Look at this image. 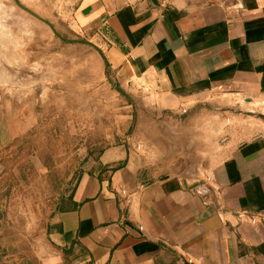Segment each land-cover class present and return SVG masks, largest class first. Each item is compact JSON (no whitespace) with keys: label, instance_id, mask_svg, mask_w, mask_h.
<instances>
[{"label":"crops","instance_id":"1","mask_svg":"<svg viewBox=\"0 0 264 264\" xmlns=\"http://www.w3.org/2000/svg\"><path fill=\"white\" fill-rule=\"evenodd\" d=\"M80 14L104 70L159 109L264 100V0H82ZM218 133L201 178L155 176L127 139L106 147V173H83L55 216L65 248L42 264H66L64 249L71 264H264V130Z\"/></svg>","mask_w":264,"mask_h":264},{"label":"rangeland","instance_id":"2","mask_svg":"<svg viewBox=\"0 0 264 264\" xmlns=\"http://www.w3.org/2000/svg\"><path fill=\"white\" fill-rule=\"evenodd\" d=\"M19 2L66 37L100 42L80 16L82 0ZM104 66L93 45L66 41L15 0H0V264H42L65 248L57 209L80 175L102 170L106 147L127 139L155 176L201 178L219 128V138L264 130L262 99L210 95L191 110L159 109L149 94L115 88Z\"/></svg>","mask_w":264,"mask_h":264},{"label":"water","instance_id":"3","mask_svg":"<svg viewBox=\"0 0 264 264\" xmlns=\"http://www.w3.org/2000/svg\"><path fill=\"white\" fill-rule=\"evenodd\" d=\"M15 1H16V3H17L21 8H23L24 10H26V11L29 12L30 14L34 15L35 17H37V18L40 19L41 21H43V22H45L46 24H48V25L51 27V29L54 31V33H55L57 36H59L60 38L66 40V41H70V42H85V43L91 44V45H93V46L98 50V52L100 53V55L105 59V56H104L102 50H101V49H100L95 43H93L92 41H90V40H86V39H80V38H69V37L64 36L63 34H61V33L55 28V26H54V25H53L48 19L42 17L41 15H39V14L36 13V12H34V11L31 10L30 8L26 7V6L23 5L21 2H19V0H15ZM105 71H106V76H107L108 80L111 82V84H112L115 88L121 90L120 87H119V85H118V83H117V82H114V81L112 80V78H111V76H110V74H109V72H108V66H106ZM122 92H124V91H122ZM125 94H126V93H125Z\"/></svg>","mask_w":264,"mask_h":264},{"label":"trees","instance_id":"4","mask_svg":"<svg viewBox=\"0 0 264 264\" xmlns=\"http://www.w3.org/2000/svg\"><path fill=\"white\" fill-rule=\"evenodd\" d=\"M117 167H119V166H115V167H113V168H111L112 170H114V169H116ZM106 171H107V169L103 166V168H102V170L100 171V174L101 173H106ZM91 173H93V172H91ZM102 175V174H101ZM81 176V175H80ZM80 178V177H79ZM79 178H78V180H77V182H76V185H75V187L73 188V190H72V192H71V194L67 197V198H63V205L62 206H60V207H58V209H57V212H59V211H65V210H69V209H71L74 205H73V200H72V196H73V192H74V190H75V188H76V186H77V183H78V181H79Z\"/></svg>","mask_w":264,"mask_h":264}]
</instances>
